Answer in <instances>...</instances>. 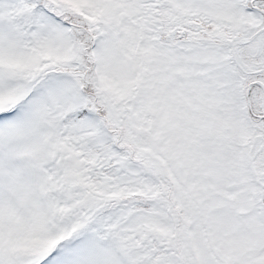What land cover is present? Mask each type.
<instances>
[{
  "label": "snow or ice",
  "instance_id": "snow-or-ice-1",
  "mask_svg": "<svg viewBox=\"0 0 264 264\" xmlns=\"http://www.w3.org/2000/svg\"><path fill=\"white\" fill-rule=\"evenodd\" d=\"M0 264H264V0H0Z\"/></svg>",
  "mask_w": 264,
  "mask_h": 264
}]
</instances>
